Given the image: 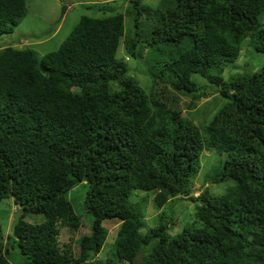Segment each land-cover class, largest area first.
Segmentation results:
<instances>
[{"label":"trees","instance_id":"trees-1","mask_svg":"<svg viewBox=\"0 0 264 264\" xmlns=\"http://www.w3.org/2000/svg\"><path fill=\"white\" fill-rule=\"evenodd\" d=\"M112 5H86L108 14L81 15L40 57L27 46L0 47V201L17 206L10 233L0 225V264L12 250L18 264H264V0H127L124 13ZM25 13V0H0V35ZM121 39L130 57L149 62L148 88L117 57ZM244 39L262 60L225 80ZM197 91L224 98L206 124L178 108L180 96L193 107ZM203 149L220 157L211 182L233 181L223 193L205 185L193 196ZM80 182L90 221L75 255L57 237L60 226L77 229L65 195ZM135 189L152 192L157 208L186 198L193 222L169 234L170 202L140 233ZM30 213L42 219L28 222ZM108 219L119 225L96 259Z\"/></svg>","mask_w":264,"mask_h":264},{"label":"rangeland","instance_id":"rangeland-1","mask_svg":"<svg viewBox=\"0 0 264 264\" xmlns=\"http://www.w3.org/2000/svg\"><path fill=\"white\" fill-rule=\"evenodd\" d=\"M162 1L143 0V4L154 6L156 3L160 4ZM103 2L115 3V5H112L114 11L124 13L127 0H25L26 13L24 17L10 33L0 35V47L6 45H12L17 48L27 46L35 51L37 57H40L48 51L55 50L60 45L81 15L100 17L108 14V12L96 10L94 7H85L86 5ZM63 6L66 7L62 9ZM261 19L264 20V16ZM127 20L125 19V21ZM144 55L145 51L142 52V56ZM148 55H150V59L152 60L159 56L158 53L152 51ZM117 57H121L126 62L127 67L134 71L132 73L133 77L138 80L143 88L150 86L151 79L148 75L150 70L149 62L142 57L139 62L137 59L130 57L126 53L122 39L119 42ZM261 60L262 54L255 52L248 40L244 39L242 40V52L239 58L235 62L228 63L225 66L223 78L226 80L230 76L234 77L239 75L237 73H242L243 70L245 72H251L255 69V64L258 65ZM137 62L141 65V68L136 69ZM192 78L201 87L210 86L208 83L205 84L204 79L198 75H193ZM194 95L193 107L188 108L186 106L189 97L180 96L177 101L178 108L182 111V114L187 117H193L192 120L194 123L206 124L211 115L223 104L224 98L218 93L201 96L197 91ZM199 161L200 168L191 182L192 190H195L193 196H196L199 190L204 188L205 185L208 186L210 193L220 194L224 192L227 186L233 184V181L228 178L221 182H211L210 177L215 175L220 168V157L216 152L207 149L202 150L199 155ZM85 186L84 182H80L73 185L66 192L65 196L71 203L78 220L77 229L73 231L69 230L66 226H60L57 237L59 244L70 242V247L75 255L78 252L77 239L82 234L88 232V224L90 221L89 215L85 213L82 207ZM152 194V192L135 189L130 196L132 200L139 202L141 207L142 228L139 229V232L142 234L146 227L155 225L157 215L162 210H165L164 208L171 202L167 200V203L162 208H157L153 203ZM171 204V210H167L166 214L169 215L170 211H172L173 220L170 222L167 230L172 235L180 232L186 224L193 222L194 203L186 198L180 197L178 200L173 201V203L171 202ZM15 210H17V206L11 198L0 201V225L4 236L10 233L11 220L16 216ZM25 219L28 222H36L40 221L42 217L39 214L30 213L25 215ZM102 225L107 230V236L100 252L95 257L101 260L104 259L106 252L111 247L119 221L117 219H108L102 221ZM5 257L9 264L19 263L18 256L14 250L5 255ZM119 264L130 263L122 260Z\"/></svg>","mask_w":264,"mask_h":264},{"label":"water","instance_id":"water-1","mask_svg":"<svg viewBox=\"0 0 264 264\" xmlns=\"http://www.w3.org/2000/svg\"><path fill=\"white\" fill-rule=\"evenodd\" d=\"M66 6H63L62 9H64Z\"/></svg>","mask_w":264,"mask_h":264},{"label":"clouds","instance_id":"clouds-1","mask_svg":"<svg viewBox=\"0 0 264 264\" xmlns=\"http://www.w3.org/2000/svg\"><path fill=\"white\" fill-rule=\"evenodd\" d=\"M204 150V149H203ZM207 150H209V149H207ZM142 191V190H141Z\"/></svg>","mask_w":264,"mask_h":264}]
</instances>
